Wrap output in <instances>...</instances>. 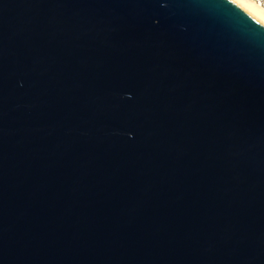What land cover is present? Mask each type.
Masks as SVG:
<instances>
[{"label":"water","instance_id":"1","mask_svg":"<svg viewBox=\"0 0 264 264\" xmlns=\"http://www.w3.org/2000/svg\"><path fill=\"white\" fill-rule=\"evenodd\" d=\"M0 264H264V25L0 0Z\"/></svg>","mask_w":264,"mask_h":264},{"label":"bare ground","instance_id":"2","mask_svg":"<svg viewBox=\"0 0 264 264\" xmlns=\"http://www.w3.org/2000/svg\"><path fill=\"white\" fill-rule=\"evenodd\" d=\"M264 25V7L255 0H231Z\"/></svg>","mask_w":264,"mask_h":264},{"label":"built area","instance_id":"3","mask_svg":"<svg viewBox=\"0 0 264 264\" xmlns=\"http://www.w3.org/2000/svg\"><path fill=\"white\" fill-rule=\"evenodd\" d=\"M255 1H257L258 3H260L264 7V0H255Z\"/></svg>","mask_w":264,"mask_h":264}]
</instances>
